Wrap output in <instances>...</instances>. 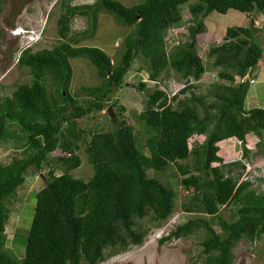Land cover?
<instances>
[{"label": "trees", "instance_id": "obj_1", "mask_svg": "<svg viewBox=\"0 0 264 264\" xmlns=\"http://www.w3.org/2000/svg\"><path fill=\"white\" fill-rule=\"evenodd\" d=\"M70 1L63 2L57 20V44L20 53L18 65L29 69L31 80L18 84L10 95L0 96V141L14 139L23 148L22 157L0 164V264H99L108 256L143 244L148 230L139 227L137 219L151 214L158 222L165 221L172 215L176 199L174 188L149 176L148 171H163L171 165H176L181 184L190 192L184 211L200 216L178 224L160 242L204 232L200 264H232L239 240L255 241L264 233V193L243 178L242 160L226 162L219 154V142L236 137L248 158L246 137L251 132L260 138L257 145L264 146V107H245L251 84L248 77L263 57L253 27L228 26L225 40L208 48L207 57L220 68V80L211 82L205 93H197V83L189 81L198 80L207 70L196 46L210 13L224 14L229 9L264 12V0H196L189 7L188 38L170 53L165 33L181 24V6L188 0H144L131 6L119 0L78 5ZM91 10L109 13L120 24L133 27L116 63L102 48L79 43L89 30L71 34L72 18L81 14L92 22ZM140 54L149 63L150 80L157 81L170 69L185 79V86L173 96L160 88L148 94L141 113L151 130L146 140L148 152L133 126L123 120L113 129L97 130L87 143L93 175L88 180L73 176L71 170L82 163L80 144L75 141L82 139L83 130L71 135L66 124L105 109L110 93L123 85ZM77 57L89 59L102 81L84 87L93 97L89 101L82 102L69 91L74 73L71 59ZM139 86L145 89L146 83ZM188 92L191 96L179 98ZM194 135L205 138L190 147ZM58 148L69 155L53 157L51 153ZM189 158L192 163L183 162ZM45 164L50 177L36 194L19 261L1 249L10 218L9 202L25 182L29 167L41 169ZM57 167L64 172L55 174ZM230 203L237 205V218L232 220L219 215L221 207ZM202 214L212 219L208 221ZM214 217L221 231L213 228Z\"/></svg>", "mask_w": 264, "mask_h": 264}, {"label": "rangeland", "instance_id": "obj_2", "mask_svg": "<svg viewBox=\"0 0 264 264\" xmlns=\"http://www.w3.org/2000/svg\"><path fill=\"white\" fill-rule=\"evenodd\" d=\"M65 0H1L0 10V96L10 95L18 84L29 82L32 78L29 69L18 65V56L23 43L21 35H14L13 30L18 25L37 28L41 31L38 44L34 50L57 44L59 38L57 20L63 11ZM67 1V0H66ZM95 0H73L71 5L91 3ZM125 5L142 2L144 0H119ZM196 0H188L181 6L183 19L181 24L170 27L165 33L166 48L168 53L174 51L182 41L188 38V26L192 17L190 4ZM91 20L86 15L76 14L72 18V35L81 31L89 30L87 37L80 40V44L94 45L105 50L116 63L120 59V52L125 48L123 40L133 29L132 26L120 24L115 17L106 12L91 10ZM96 24L94 30H90L91 25ZM206 30L197 35V52L202 57L207 70L198 80H190V83H197V93H205L211 82L220 80L217 77L219 66L212 63V59L207 57L208 48L214 44L222 43L225 40V31L228 26L243 25L252 26L255 40L263 47V57L257 67L249 75L250 89L246 99V108L253 106L264 107V12L254 11L251 14L240 12L236 9H229L227 13L213 11L207 17ZM81 35V34H80ZM40 39V40H39ZM73 68V79L69 86L71 94L78 97L82 102L93 99L84 87L101 84V79L97 74L96 67L83 57L71 59ZM148 61L140 54L137 55L130 70L125 76L122 86L114 89L110 93L109 100H106V108L101 111H93L82 118L69 121L65 128L72 132L82 131V139L76 140L80 144L78 153L82 163L78 168L71 170L73 176L88 180L94 173L92 164L88 162L86 146L91 136L97 130H109L115 128L120 121L125 120L131 124L140 138L144 150L148 152L146 140L151 136V130L146 122L141 118V113L146 108L148 94L155 89H161L169 96L177 94L184 86L185 79H181L175 71L166 70L160 75L157 81L150 80L148 73ZM222 81V80H221ZM140 82L146 83V88L139 86ZM191 94H179V98L189 97ZM117 102L115 103V101ZM113 109L114 119L107 112L109 104ZM174 101L173 104H176ZM115 105V106H114ZM124 107V108H123ZM72 135V134H71ZM70 135V136H71ZM205 136L194 135L189 139L192 147L202 142ZM260 138L253 132L246 137V146L250 150L249 157L242 156L243 147L241 141L236 138H228L219 142V154L226 162L235 159H242L244 163L250 161L248 167L243 170V177H247L252 188L258 193H264V146L257 143ZM23 148L14 139L0 141V164L10 163L14 158L22 157ZM55 156H68L60 148L51 153ZM192 163V158L183 160ZM217 164V163H214ZM49 165L41 169L30 166L26 173L25 182L18 188L16 196L10 202V218L4 231L5 239L1 249L8 251L19 261L24 254L27 235L33 220L36 206V194L46 184L49 175ZM64 172V169L57 167L55 174ZM149 176L155 177L164 184L172 186L176 192L175 207L172 215L163 222H158L151 214L137 219L139 227L148 230L145 241L141 245H133L125 251L108 256L106 260L99 264H200L204 255L202 254V244L204 232H196L189 236L171 238L160 242V239L167 235L178 224L184 223L188 219L200 216L195 213L184 211L183 204L190 198L188 192L181 184L182 175L176 165H171L163 171L149 169ZM237 205L230 203L221 207L219 215L232 220L237 218ZM210 221L211 216L202 214ZM214 217L213 228L221 231ZM234 260L232 264H264V233L255 241L242 238L233 249Z\"/></svg>", "mask_w": 264, "mask_h": 264}, {"label": "clouds", "instance_id": "obj_3", "mask_svg": "<svg viewBox=\"0 0 264 264\" xmlns=\"http://www.w3.org/2000/svg\"><path fill=\"white\" fill-rule=\"evenodd\" d=\"M93 2H91V3H93ZM38 28L39 27L31 28L29 26H24V25H18V26H16V28H14V30L12 31L13 34L14 35H21V37L23 38V43L21 45L20 53L22 52V50H24L26 48H32L34 50V46L39 43L38 38H39V35L42 33L44 26L42 27L41 31L37 30ZM37 34H39V35H37ZM20 53H19V56H20ZM19 56H18V58H19ZM107 112H108V110H107ZM109 115H110V113H109Z\"/></svg>", "mask_w": 264, "mask_h": 264}, {"label": "water", "instance_id": "obj_4", "mask_svg": "<svg viewBox=\"0 0 264 264\" xmlns=\"http://www.w3.org/2000/svg\"><path fill=\"white\" fill-rule=\"evenodd\" d=\"M108 112L110 113V115L114 118V113H113V109L111 106L108 107Z\"/></svg>", "mask_w": 264, "mask_h": 264}, {"label": "built area", "instance_id": "obj_5", "mask_svg": "<svg viewBox=\"0 0 264 264\" xmlns=\"http://www.w3.org/2000/svg\"><path fill=\"white\" fill-rule=\"evenodd\" d=\"M242 156H243V153H242ZM239 159H240V158H239ZM240 160H242V159H240ZM243 162H244V160H243ZM244 164H245V168H246V167L249 166L250 161H247V162H245ZM243 178H244V179H247V177H245V176H244Z\"/></svg>", "mask_w": 264, "mask_h": 264}, {"label": "bare ground", "instance_id": "obj_6", "mask_svg": "<svg viewBox=\"0 0 264 264\" xmlns=\"http://www.w3.org/2000/svg\"><path fill=\"white\" fill-rule=\"evenodd\" d=\"M192 78V77H191Z\"/></svg>", "mask_w": 264, "mask_h": 264}]
</instances>
